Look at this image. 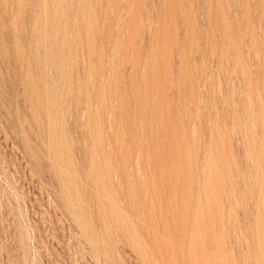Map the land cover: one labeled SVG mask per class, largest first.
<instances>
[{
	"label": "rangeland",
	"instance_id": "rangeland-1",
	"mask_svg": "<svg viewBox=\"0 0 264 264\" xmlns=\"http://www.w3.org/2000/svg\"><path fill=\"white\" fill-rule=\"evenodd\" d=\"M0 264H264V0H0Z\"/></svg>",
	"mask_w": 264,
	"mask_h": 264
}]
</instances>
